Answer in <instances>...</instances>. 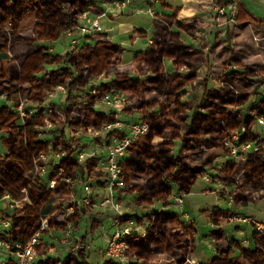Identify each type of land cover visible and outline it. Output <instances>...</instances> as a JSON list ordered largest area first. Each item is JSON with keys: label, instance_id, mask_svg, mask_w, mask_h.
I'll use <instances>...</instances> for the list:
<instances>
[{"label": "trees", "instance_id": "1", "mask_svg": "<svg viewBox=\"0 0 264 264\" xmlns=\"http://www.w3.org/2000/svg\"><path fill=\"white\" fill-rule=\"evenodd\" d=\"M90 4V0H0V95L9 101L17 103L27 92L30 98L41 101L57 87L67 86L66 103L69 104L75 92L87 87L93 76L108 70L114 74V79L103 83L89 98L83 116L71 118L64 112L60 134L52 143L39 139L38 130L46 125L42 111L37 116L22 118L10 108L0 107V132L7 131L2 141L9 148L0 160V200L8 196L15 201L27 198L30 202L9 218L12 226L6 238L8 242L25 245L40 230L46 216L48 228L55 231L62 232L74 223L76 216L67 215L55 203L45 209L53 199L70 196L69 186L62 178H74L82 168L89 175L95 173L107 179L97 170L95 158L88 159L85 167L74 159V147L77 149L80 144L74 143L66 131L67 127L102 131L106 125L115 123L114 117L95 113L97 97L104 100L110 94L126 95L129 111L139 113L148 126V136L136 140L119 164L124 183L120 190L136 194L134 201L140 207L151 206L154 201L166 205L174 191L189 194L205 168L213 163L207 152L228 140L232 132L244 129L240 138L243 143L258 141L252 128L256 118L264 117V99L254 116L244 118L229 111L231 107L246 106L264 86V19L255 16L243 1H235L234 45L227 46L221 64L212 74L221 88L207 90L204 80L205 91L199 102L193 95L185 96L189 87L201 83L198 72L204 63V53L181 39L184 33L190 37L195 35L198 21L184 23L177 18V13L156 16L151 28L152 42L145 52L136 54L124 66V48L106 38L99 39L93 51L85 45L65 57L49 55L43 47L34 46L36 42H54L73 29L79 16L90 10ZM163 7L172 10L167 4ZM28 32L31 36L25 35ZM137 34L146 35L143 31ZM218 43L215 38L213 48ZM166 60L171 61V72L166 70ZM60 63L65 66L63 69L40 78L46 65ZM229 66H235L234 70L227 71ZM150 93L159 98L153 104L146 100ZM48 119L58 122L53 117ZM155 138L162 141L154 144ZM176 143H179L177 152ZM60 150L66 154L60 162L63 172L55 188L50 189L41 184L39 177L32 176L31 171L41 154ZM219 178L226 184L240 178L242 183L264 187V152H256L245 163L229 162ZM229 213L215 210L211 220L223 225ZM195 234L193 224L181 216L167 211L154 212L145 236L128 241L132 264H188L194 252ZM218 234L221 239L222 233ZM252 241L253 249L232 242L229 250L220 252L206 264H264V232L255 231ZM78 245L76 253L63 261L49 259L38 264H88L87 238H81Z\"/></svg>", "mask_w": 264, "mask_h": 264}, {"label": "rangeland", "instance_id": "2", "mask_svg": "<svg viewBox=\"0 0 264 264\" xmlns=\"http://www.w3.org/2000/svg\"><path fill=\"white\" fill-rule=\"evenodd\" d=\"M235 1L160 0L159 3L152 5V8L147 5L148 3L137 1L129 9L118 11L114 10L111 0H90V11L99 18L102 32L84 35L75 26L73 29L61 34L59 39L54 42L41 41L34 43V46L43 47L45 53L49 55L65 57L67 54L79 51L85 45L93 51L96 42L99 39L106 38L124 48L122 55V65L124 66L129 64L136 54L145 52L152 42L151 28L154 18L164 14L177 13V18L184 23L198 21L195 35L190 37L184 33L181 39L185 44L204 53V63L198 72V79L201 83L194 88L189 87L185 96V98H189L193 95L199 102L205 91L203 87L204 80H206L207 90L221 88V83L212 74L216 66L221 64L227 46L234 45L237 25ZM241 1L255 16L264 19V0ZM163 4H169L174 8L172 10L165 9ZM175 8L179 9L180 12L178 13ZM136 9H139L140 12L137 13ZM149 9L155 12L154 16L148 12ZM184 9L187 11L186 14L182 12ZM221 9H223L224 14L219 13ZM139 31L145 32L146 35L137 34ZM25 35L31 36V33L28 32ZM215 38L219 40V43L213 48ZM211 48H213V51ZM165 66L168 72L172 71L171 61L166 60ZM64 67L61 63L55 66L46 65L44 67L45 71L40 74V78H44L46 73ZM234 68L235 66H229L227 71H233ZM112 79H114V74L111 70L96 74L87 87L79 88L75 92L73 101L69 104L66 103L67 86H60L47 93L41 101L30 98V92H27L24 98L17 103L9 101L5 95H0V107L10 108L13 112L19 113L22 118L26 115L37 116L42 111L46 125L38 130L39 139L52 143L54 137L60 134L64 112L67 111L71 118L83 116L89 98L99 91L103 83ZM115 95L118 98L108 101L97 97L93 107L95 113L105 115L108 118L114 117L115 120H122L127 123H145L139 113L129 111L130 103L126 95L121 93H115ZM158 99V96L154 93L146 96L149 104H153ZM263 99L264 86H261L246 106L241 108L231 107L229 111L240 114L244 118L254 116L260 101ZM48 117L56 118L58 122L52 123ZM260 118L264 119V117ZM260 118H256L252 128V132L258 140L253 143L257 147V151H248L241 148L244 143L240 141V138L245 133L244 129L232 132L228 140L207 152V157L213 163L205 168L203 176L196 181L190 193L184 194L174 191L167 200L166 205L154 201L151 206L140 207L134 201L136 194H128L121 190H115L116 192L113 193L114 205L106 203L108 191L103 178H99L95 173L89 175L86 170L81 168L74 176L75 186L69 189L71 191L70 196L64 199H53L52 202L55 201V205L61 207L67 214V208L71 206L72 196L81 197L82 195L77 186L85 182L89 183L92 188L89 197L90 203H80L74 206L75 209L72 214L76 217L74 223H71L69 227L71 237L67 242H63L65 239L64 232H54L49 229L45 233L42 253H44L46 259L43 261L49 259L54 262L63 261L70 254L76 253L79 248V240L86 237L89 244L88 264H104L106 261H110L112 264H132L134 260L128 253V241L131 238H143L151 223L152 214L160 211H167L181 216L188 224H193L195 227L194 252L189 256L188 264H206L217 257L220 252L229 250L232 242L245 247L236 238H242L245 242L247 236L250 235L252 240L255 231L264 232V187L242 183L240 178H236L233 184H226L219 178V173L229 162L233 164L245 163L256 152H264V125L258 123ZM19 124L22 125L23 121H20ZM66 131L68 136L74 139V143L79 142L80 144L77 149L74 147V159L77 160L76 155L80 152L86 154V159L79 163L84 167L88 159L98 156L99 150L106 145L113 134V130L96 131L86 127H67ZM5 136H7V131H1L0 160L5 157L9 150L2 141ZM160 141L162 139L155 138L153 143L157 144ZM178 149L179 143H176L175 152ZM60 151L59 153L41 154L45 158L35 161V168L31 171V175L39 177L41 184L44 186H48L47 182L57 180L63 172L60 168V162L64 150ZM97 164H99V161ZM99 168L101 167L99 166ZM60 170H62L61 173H59ZM28 205H30V202L27 198L15 201L8 196L4 197L0 200V222L10 220L9 218L15 210ZM117 205L120 207L121 214L117 211ZM215 210L221 212L228 210L230 212L226 217L225 224L217 225L212 222L211 216ZM72 214L68 213L67 215ZM114 224H118L120 229L128 226L131 228L129 236L124 237L122 240L124 244L118 256L108 255L105 248V239L113 234ZM245 228L250 230L251 234L245 232L239 237L236 233L243 232ZM218 232L222 233L221 239H219Z\"/></svg>", "mask_w": 264, "mask_h": 264}, {"label": "built area", "instance_id": "3", "mask_svg": "<svg viewBox=\"0 0 264 264\" xmlns=\"http://www.w3.org/2000/svg\"><path fill=\"white\" fill-rule=\"evenodd\" d=\"M114 6V10L123 11L129 9L132 5H134L137 1H143L144 3H148L147 5L152 8V5L159 3L160 0H111ZM137 13L140 12L139 9L135 10ZM151 15L154 16L152 9H149ZM220 14H224L223 9L219 10ZM78 31H80L84 35L90 34H98L102 32V28L100 25L99 18L91 13V11H86L82 13L76 25ZM118 96L115 94H110L106 96L104 99L106 101L111 99H116ZM260 125H264V119L260 118L258 120ZM103 129L105 130H113V134L111 138L107 141L106 145L99 150L98 156L95 157L96 160L99 161L97 166V170L102 171L106 176L107 179L103 178L105 182V186L107 189V197L106 203L114 202L113 193L116 192L115 190H120L124 187L123 180L120 178V167L119 164L122 160H124L128 154L130 147L133 145L136 140L139 138H144L148 135L149 129L147 124L145 123H127L122 120H116L114 124H108ZM241 148L248 150V151H257V147L254 146L253 143H244L241 145ZM252 149V150H250ZM65 151L62 153V157H64ZM74 157V155H73ZM86 154L78 153L76 155L77 161L82 163L86 158ZM43 155L40 156L39 159H44ZM97 161V162H98ZM99 166L101 168H99ZM60 170L59 173H61ZM62 181L65 182L69 189L74 188L75 182L74 178L66 177L62 178ZM47 187L50 189H54L56 186V180H52L51 182H47ZM78 189L81 191V197H74L72 196L71 206L67 208V212L72 214L76 204H89L90 203V194H91V185L89 183H81L77 186ZM117 211L121 214V210L119 205H117ZM67 213V214H68ZM48 216L42 219V224L40 230L25 244L19 243H11L6 240L8 237V233L11 229L12 222L11 220H4L0 222V264H38L39 262L46 259L44 253H42V249L44 248L43 237L45 233L49 230L48 228ZM246 221V220H244ZM71 224L62 231L64 232L65 239L63 242H67L69 237H71V230L69 229ZM114 231L113 234L105 239V248L108 255L118 256L121 247L123 246V238L129 236L130 234V226L120 229L118 224H114ZM56 232L55 230H52Z\"/></svg>", "mask_w": 264, "mask_h": 264}, {"label": "crops", "instance_id": "4", "mask_svg": "<svg viewBox=\"0 0 264 264\" xmlns=\"http://www.w3.org/2000/svg\"><path fill=\"white\" fill-rule=\"evenodd\" d=\"M169 7H171V8H174V7H172L171 5H169V4H167ZM175 9H177V8H175ZM177 10H179V9H177ZM183 11H185V9L183 10ZM182 11V12H183ZM149 36H150V34H149ZM54 203H55V201L54 202H51L50 204H47L46 206H45V209H47L48 207H49V205H54ZM246 232V234L248 233L249 235L251 234V231L250 230H248L247 228H245V229H243V232L241 231L240 233H236V234H238L239 235V237H240V235L241 234H244ZM237 236V235H236ZM234 238H235V236H234ZM237 240H239L240 242H241V244L243 245V246H245V247H247V248H250V249H253L254 248V244H253V241L251 240V235L250 236H247V239H246V241L245 242H243V239L242 238H236ZM244 239H245V237H244ZM213 257V256H212ZM211 257V258H212Z\"/></svg>", "mask_w": 264, "mask_h": 264}, {"label": "bare ground", "instance_id": "5", "mask_svg": "<svg viewBox=\"0 0 264 264\" xmlns=\"http://www.w3.org/2000/svg\"><path fill=\"white\" fill-rule=\"evenodd\" d=\"M186 12H187L186 10H185V11H183V14H186Z\"/></svg>", "mask_w": 264, "mask_h": 264}]
</instances>
